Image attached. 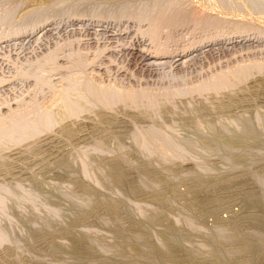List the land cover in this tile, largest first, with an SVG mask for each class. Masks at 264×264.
Wrapping results in <instances>:
<instances>
[{"label": "rangeland", "instance_id": "374dc122", "mask_svg": "<svg viewBox=\"0 0 264 264\" xmlns=\"http://www.w3.org/2000/svg\"><path fill=\"white\" fill-rule=\"evenodd\" d=\"M214 1L0 0V264H264V0Z\"/></svg>", "mask_w": 264, "mask_h": 264}, {"label": "bare ground", "instance_id": "6f19581e", "mask_svg": "<svg viewBox=\"0 0 264 264\" xmlns=\"http://www.w3.org/2000/svg\"><path fill=\"white\" fill-rule=\"evenodd\" d=\"M214 1V0H213ZM215 2V1H214ZM221 2V1H220ZM207 3V2H206ZM211 3V2H210ZM212 5V4H211ZM172 9V8H171ZM223 9V8H222ZM212 10V9H211ZM174 12V11H173ZM85 18V17H84ZM179 22V21H178ZM104 36V35H103ZM216 38V37H215ZM220 38V37H219ZM205 40V39H204ZM142 50V49H141ZM99 55V54H98ZM121 70V69H120ZM129 99V98H128ZM131 99V98H130ZM116 100V99H115ZM139 100V99H138ZM122 101V100H121ZM129 101V100H128ZM133 101V100H132ZM131 101V102H132ZM138 102V101H137ZM133 103V102H132ZM121 104V103H120ZM126 104V103H125ZM149 109V108H148ZM139 110V109H138ZM137 111V110H136ZM138 113V112H137ZM142 114V113H141ZM208 114V113H207ZM145 115V114H144ZM147 121V120H146ZM153 123V122H151ZM163 127V126H162ZM181 127V126H180ZM131 128V127H130ZM109 130V129H108ZM133 130V129H132ZM163 130V129H162ZM164 131V130H163ZM136 133V132H135ZM117 135V134H116ZM162 135V134H161ZM129 137V136H128ZM158 138V137H157ZM152 139V138H151ZM138 140V139H137Z\"/></svg>", "mask_w": 264, "mask_h": 264}]
</instances>
